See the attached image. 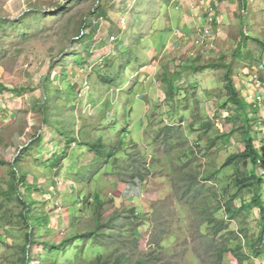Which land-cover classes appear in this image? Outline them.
Returning <instances> with one entry per match:
<instances>
[{"label":"rangeland","instance_id":"rangeland-1","mask_svg":"<svg viewBox=\"0 0 264 264\" xmlns=\"http://www.w3.org/2000/svg\"><path fill=\"white\" fill-rule=\"evenodd\" d=\"M253 37L264 40V0H0V264L19 263L27 232L57 245L93 228L100 210L109 217L133 209L139 250L165 264H210L208 224L182 198L179 178L196 176L207 188L202 174L219 171L245 149L241 111L224 88L228 68L249 100L247 113L257 118L252 135L260 145L264 51ZM255 75L259 88L250 81ZM107 77L115 81L106 83ZM45 103L49 120L60 121L76 141L68 144L47 128L44 141L18 164L30 184L21 187L33 204L28 218H48L29 229L17 195L5 191L11 164L46 127ZM99 141L113 155L96 162L91 145ZM232 173L219 171L213 189L221 195L211 207L223 200L224 176ZM257 219L251 209L241 223L255 231ZM239 224L232 221L231 228ZM97 243L47 264H89ZM29 246L36 264L40 247ZM223 264L239 262L229 253ZM247 264H264V254Z\"/></svg>","mask_w":264,"mask_h":264},{"label":"trees","instance_id":"trees-1","mask_svg":"<svg viewBox=\"0 0 264 264\" xmlns=\"http://www.w3.org/2000/svg\"><path fill=\"white\" fill-rule=\"evenodd\" d=\"M243 4L244 7H247L246 2ZM89 35L91 38L92 34ZM242 35L244 34L242 33ZM252 39L264 51V40L257 37ZM245 45H247L246 42ZM240 55V52L236 53L237 57ZM209 67H211V64L203 66V69H208ZM55 76L56 74L51 75L52 78ZM103 79L109 84L115 81V78L111 77ZM224 88L228 101L241 111V116H238V119L243 121L240 127L244 136L245 149L229 155L219 169V171L226 168L233 170L230 176H224L229 179L222 191L223 200L219 199L218 207H211L212 200L217 199L218 195H221L213 189V185L217 183L216 179L219 173L217 170L209 172L206 176L202 174L204 180L210 182L207 188H204V184L198 182L199 180L196 176H191L190 174L181 175L179 179L183 181V186L181 187L183 189L182 198L186 199L188 196L198 218L203 219L208 224L205 240L207 241L206 250L212 257L210 264H223L225 255L229 253L235 257L239 264H247L249 261L260 258L264 254V171L259 170L260 164L264 166V136L261 138L259 145L258 140L252 135V128L256 126L257 118L247 113L248 105L240 94L235 78L231 73V68H228L224 75ZM49 105L45 103L41 106L46 127L38 134V139L34 143L29 144L27 149H22L19 155L20 158L11 164L13 179L9 182L5 191V195H8V197L17 195L18 201L23 205L21 217L27 222L29 229L45 226L48 218L46 215L35 216L32 220L28 218L27 211L30 210L33 204L23 196L21 187L24 186L30 189V184L27 174L19 170L18 164L26 155H29L37 141H44V133L47 128H55L62 138L66 139L68 144L76 141L72 133L60 121L52 122L49 120L44 111L47 107H50ZM256 113L257 111H255V115ZM214 143L212 141L211 145H214ZM91 151L97 158L96 162L113 155L110 151H107L106 144L100 141L91 145ZM249 163H252L253 167H249ZM3 164L5 162L0 160V165ZM97 168L98 166H93L82 171V176L90 171L94 173ZM91 175L89 174L86 178ZM246 195L250 197L249 200L244 199ZM63 197L66 198L65 195ZM238 199L240 204L236 202ZM251 209H256L258 212L257 229L255 231L241 223L244 214ZM220 210L224 213L223 218L217 216V212ZM71 217L73 219L75 215ZM137 220L138 216L134 209L109 217L105 216V210H100L94 218L93 228L85 234H73L66 237L57 245L50 242H39L35 240L31 233L27 232L25 234V247H23L25 250L18 264H33V259L30 257V246L26 248L27 244L33 245V247H40L34 257L38 261L36 264H47V260L50 258H55L53 260L55 262L63 258L71 249H76L77 255L80 256L92 239L98 242L96 244L98 252L95 259L89 264H165L157 254L139 250L140 241L135 235L136 226L139 225ZM235 220H238L240 224L236 229H233L231 228V222ZM76 242H79L77 246ZM56 255L59 256L57 257Z\"/></svg>","mask_w":264,"mask_h":264},{"label":"built area","instance_id":"built-area-1","mask_svg":"<svg viewBox=\"0 0 264 264\" xmlns=\"http://www.w3.org/2000/svg\"><path fill=\"white\" fill-rule=\"evenodd\" d=\"M211 20H212V17L210 18ZM207 27H209V26H206V28L204 29V34L207 36L209 33H210V31H211V26L209 27V28H207ZM200 42V41H199ZM253 81L254 82V85H255V87L256 88H259V86H261L262 85V82H261V80H260V78H259V76L258 75H255L254 77H251L250 78V81ZM257 99H261V94H259V95H257Z\"/></svg>","mask_w":264,"mask_h":264},{"label":"crops","instance_id":"crops-1","mask_svg":"<svg viewBox=\"0 0 264 264\" xmlns=\"http://www.w3.org/2000/svg\"><path fill=\"white\" fill-rule=\"evenodd\" d=\"M241 92V91H240ZM242 95V94H241ZM244 97V96H243ZM245 100L247 99V98H244ZM248 100V99H247ZM249 101V100H248Z\"/></svg>","mask_w":264,"mask_h":264}]
</instances>
